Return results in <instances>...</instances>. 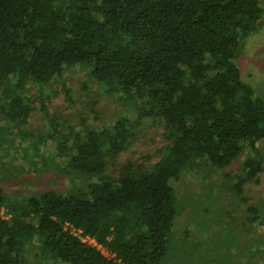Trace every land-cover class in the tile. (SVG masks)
<instances>
[{"label":"trees","instance_id":"obj_1","mask_svg":"<svg viewBox=\"0 0 264 264\" xmlns=\"http://www.w3.org/2000/svg\"><path fill=\"white\" fill-rule=\"evenodd\" d=\"M261 2L0 0L5 129L27 125L34 100L28 87L42 94L75 65L87 67L131 114L97 128L72 127L57 139V155L66 159L59 171L74 189L17 199L0 187V264H44L38 254L51 264H160L177 215L173 181L234 161L241 173L233 191L259 181L264 97L242 80L238 60L264 24ZM150 118L163 123L168 139L160 158L128 160L109 174ZM83 176L92 179L74 183Z\"/></svg>","mask_w":264,"mask_h":264},{"label":"rangeland","instance_id":"obj_2","mask_svg":"<svg viewBox=\"0 0 264 264\" xmlns=\"http://www.w3.org/2000/svg\"><path fill=\"white\" fill-rule=\"evenodd\" d=\"M241 47V78L264 97V24ZM43 89L40 94L36 86L28 87L34 100L25 128L5 129L7 121L0 117V187L17 199L44 190L74 189L69 176L59 171L58 165L63 167L66 159L57 155V139L72 127L97 128L110 125L121 115L131 116L82 65L67 68ZM167 142L163 123L148 119L130 146L109 165L108 173L116 175L128 160L156 162ZM259 149L264 155L263 140ZM239 162L227 168L190 170L172 182L177 215L160 264H264V171L258 182L248 183L245 190L243 185L238 193L230 185L233 176L241 173ZM227 171L230 176H226ZM91 179L83 176L74 183L85 186ZM38 257L44 264L49 262L43 254Z\"/></svg>","mask_w":264,"mask_h":264},{"label":"built area","instance_id":"obj_3","mask_svg":"<svg viewBox=\"0 0 264 264\" xmlns=\"http://www.w3.org/2000/svg\"><path fill=\"white\" fill-rule=\"evenodd\" d=\"M73 230H74L75 233H77L78 235H80L84 241H88L90 243L97 244V242H96V240L94 238H91L90 236H83L82 235V230L75 229V228Z\"/></svg>","mask_w":264,"mask_h":264}]
</instances>
